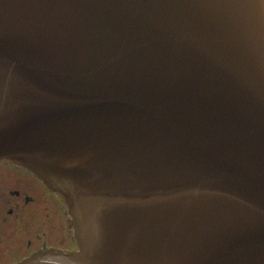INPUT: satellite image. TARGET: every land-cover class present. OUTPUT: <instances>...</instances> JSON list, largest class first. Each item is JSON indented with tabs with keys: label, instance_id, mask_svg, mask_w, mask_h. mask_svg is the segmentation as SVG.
<instances>
[{
	"label": "water",
	"instance_id": "1",
	"mask_svg": "<svg viewBox=\"0 0 264 264\" xmlns=\"http://www.w3.org/2000/svg\"><path fill=\"white\" fill-rule=\"evenodd\" d=\"M1 161L77 242L13 264H264V0H0Z\"/></svg>",
	"mask_w": 264,
	"mask_h": 264
},
{
	"label": "flooded vegetation",
	"instance_id": "2",
	"mask_svg": "<svg viewBox=\"0 0 264 264\" xmlns=\"http://www.w3.org/2000/svg\"><path fill=\"white\" fill-rule=\"evenodd\" d=\"M77 242L62 197L28 169L0 162V264Z\"/></svg>",
	"mask_w": 264,
	"mask_h": 264
}]
</instances>
